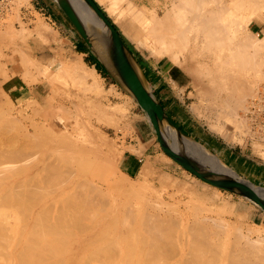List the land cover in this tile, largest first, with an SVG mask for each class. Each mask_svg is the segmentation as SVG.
Masks as SVG:
<instances>
[{
  "label": "bare ground",
  "instance_id": "1",
  "mask_svg": "<svg viewBox=\"0 0 264 264\" xmlns=\"http://www.w3.org/2000/svg\"><path fill=\"white\" fill-rule=\"evenodd\" d=\"M98 2L105 5V10L108 15L112 16L113 21L119 22L121 19H129V35L139 45L152 54L169 58L172 65L169 67L168 72L173 76L175 84L179 82L180 85L182 82L186 86L191 83V87L196 94L195 97L200 99H197V103H191L190 105L191 109L197 112V115L201 110V101L206 99L207 93L213 91L212 95H214L218 91L228 92L229 97H220L223 98L221 102L215 101V98H219L216 94L212 97V100L207 96L209 100H206L210 101L208 105L218 106L215 120L209 122H211V129L221 136L230 138V140L237 138H234L231 133L230 126L235 129L233 131L237 129L236 133L239 134L242 128L248 125V122H245L248 117L241 121L245 117H238L237 109L241 107L245 113L248 108L245 99L247 95L257 96V87L254 88L256 85L250 76L253 73L255 76L264 77L261 76L264 75L262 74L264 69L262 71L260 69L261 64L264 63V57H262L264 52L261 51L264 48V35L258 36V33H252L249 30L250 22H262L261 13H264V0H171V5L167 10H163L161 16L156 14L155 7L151 6L152 8H149L142 4L137 6L132 0H98ZM80 13L89 24L87 12L80 10ZM43 23L37 20V23L34 24L35 27L33 26L35 33L41 37L45 36L48 29V26ZM122 24L125 25V23ZM23 30L25 29L23 28ZM17 48L18 46L12 51L17 65L24 68L27 64L31 65L32 63L28 62V58L22 54L23 51H19ZM37 62H35V65ZM68 62L70 65V61ZM68 64H65L66 67H68ZM84 65H86L84 62L77 60L70 65L71 70L69 71L75 74L78 79H81L88 89L95 90L99 88V81L95 78L96 71L94 69L88 70L89 68ZM38 66L36 67L37 70L40 68V65ZM44 67L42 66L41 69ZM136 70L148 88L153 89L142 66ZM69 71L67 70V72ZM28 74L30 73L28 72ZM11 81L12 86L10 89L11 94H13L17 91L15 88L18 85V80L14 78ZM256 84L258 83L256 82ZM18 86L22 91H26L23 84ZM4 87L5 85L0 81V93H2ZM261 88L259 89L261 90ZM259 92H264V89ZM20 94L21 92L18 93L19 96H21ZM235 97L237 99L234 100ZM32 100L31 102H33ZM96 103L99 106V101L96 100ZM29 104L24 103L25 106L21 104L19 107L11 106L9 109L4 110L0 102V134L2 135L6 131L9 132L8 129L12 132L13 130L10 129L12 127L18 131L16 135L10 134L13 135L12 138L5 137L6 132L0 139V264H65L67 261L68 264L71 263L70 258H73L70 255L75 254L73 252L78 254L85 252V255L82 256L81 254L80 256L83 257L81 259L83 263L85 262V256L86 259L91 260L96 254V257L102 256V260L106 258V261H110L111 258L112 264L115 262L116 264L120 262V264H124V261L125 263L128 262L127 264L134 263V261L141 262V264H150L153 260L156 261V264H264V233H262L264 227L259 225L254 230L246 225L244 228L243 217H239L240 214L233 221L223 216H203V212L202 216L199 215L201 213L196 212L199 215L197 216L194 213L197 211L196 205L193 207L187 205L186 208L191 207V210H185L186 208L183 210L193 213L189 212L193 218L186 217L187 212L179 216L177 212H181L182 209L181 211L177 210V206L175 210L178 217L173 212L175 206L168 204L172 202L165 203L162 197L158 195L157 198L153 196V200L161 204H156L152 199L149 202L153 203H149L146 198H150H145L142 193L144 186L143 189L138 186L142 190L140 191L132 183L127 185L124 183L126 186H122L124 184L120 183V180L115 181V184L119 185L117 183H120L124 187L125 191L119 185V191L123 190L126 194L123 195V191L120 192L122 198L125 200L131 197H126L127 195L135 194L138 199L133 207H130L133 205V203L130 205V202L133 201L128 202L129 206L124 205L123 207L122 205L123 212L117 209L122 212V215L121 213L118 215L120 217L114 215L110 217L111 213L108 211H111L112 207L109 204L108 206L111 208L105 207L106 197L101 194L105 191V196H107L106 194L109 193L108 188L104 189L106 181L99 174L96 180L94 178L89 179L91 176H88V178L87 175L91 173L93 175L97 171L95 169H100V174L101 171L102 173L103 171L109 173V179H111V176H116L112 165H114L113 162H116L121 152L112 157L110 154L111 149L105 142L103 135L95 132V130L93 131V128L91 129L88 124H85L86 121L81 124V128L71 122H59L56 119L57 117L52 116L51 109L55 107L51 102L50 106L53 105V107L47 104L49 108L48 106L43 108L41 101L38 100L34 104L31 103L32 113L39 115L41 120L29 117ZM253 104L255 105V103ZM203 105L205 106V104ZM260 105L262 104H259V107H261ZM59 107L61 106L59 105ZM59 107L56 108L59 109ZM64 107L65 105L62 104L63 111ZM66 108L69 107L66 106ZM98 109H100V106ZM103 109L101 106L98 111L100 112ZM115 109L124 110L119 105ZM107 115L112 119L111 114ZM136 115L138 114L136 113ZM48 116H52L54 119L51 118L53 121L49 120V126L45 127L44 118ZM64 119L67 121L66 117ZM242 122L246 124L244 127ZM6 127L10 128L7 129ZM166 130L167 134L172 135L176 141L174 129L169 128ZM52 131L56 134L54 138L51 136ZM245 133L244 135H246ZM192 136L190 137L193 138ZM35 137H39V139L34 140ZM19 139L22 141H19ZM198 140L200 141V139ZM198 140L183 137L181 147H185L187 152L212 168L232 172L231 167L224 160L211 153L208 150L209 147L206 145L208 147L206 148ZM261 143L264 142H260V144L258 142L259 145ZM172 145L175 146L173 143ZM164 156L160 157L161 160L168 158L167 160L170 159L171 161L172 158L166 153ZM239 174L246 180L257 184L252 186L264 196V187L258 186L261 184L250 179L251 177L248 178L241 173ZM203 183L205 185L210 184L204 180ZM115 187L110 188L116 192ZM133 198L135 197L133 196ZM116 202L114 200V204ZM162 202H164L163 205L167 204L166 208L162 207ZM171 206L173 207L171 212L176 216L170 215L169 209H171ZM118 207H121V205ZM201 209L198 210L201 211ZM183 215H185V218ZM117 220H120L119 226L122 225L118 228L119 230L114 231L111 227L114 228L113 223L116 224ZM210 220L212 221L210 222ZM106 222L108 224L112 222L113 224L109 230H107L109 226L105 225ZM103 225L106 226V230L103 228L102 231H97L98 227ZM230 234L233 235V238ZM94 243H96V247ZM91 244L94 245V250L89 247ZM62 245L65 247H61ZM124 245L128 248L121 251L122 248L125 249L126 246ZM121 246L122 248H120ZM62 248L65 250H62ZM86 251H89L90 254H86ZM61 253H65L62 256L67 255L66 253L70 255L62 258ZM91 254L93 256H90ZM96 257L93 258V261ZM65 258H69V260ZM76 258L77 260L75 258L73 260L75 259L74 261L77 264L80 259ZM102 260L95 261L97 264L98 262L102 264L105 259L101 262ZM91 262L87 261L89 264Z\"/></svg>",
  "mask_w": 264,
  "mask_h": 264
},
{
  "label": "rangeland",
  "instance_id": "2",
  "mask_svg": "<svg viewBox=\"0 0 264 264\" xmlns=\"http://www.w3.org/2000/svg\"><path fill=\"white\" fill-rule=\"evenodd\" d=\"M24 1L25 0H16L15 6H12L10 8V10H8L4 14L2 19H0V24H2V25H0V49H1L0 50V53H1L0 54V81L3 82V84L5 85V87L3 88L4 90H2L3 94L0 93V98H1L0 102L2 103V106L4 107V110H6V108L9 109V107H11V106H18L19 107V106H21V104L23 105L24 103L25 104L30 103L29 104L30 108H28V115H29V117L35 118V120L36 119L41 120V118H39L40 117L39 115L32 113L31 103L34 104L35 101H37V100L41 101L43 108L48 106L47 104H49V106H50V102L54 105L55 108L59 107V105L62 107V104H63V106L65 105L64 111L61 107H59V109L56 108V110H55V108L51 109L52 110V116L53 115L55 116L54 118L57 117L56 119L61 123L71 122L72 124L77 125L79 128H81L80 127L81 124L83 122L85 123V121H86L87 123H85V124H88L91 129L93 128L92 129L93 131L95 130V132L103 135L105 142L108 144V146L111 149L110 154L112 155V157L115 156L116 154H118L119 152H121L120 156L117 157L116 162H113L114 165H112V167L114 168V170L116 172V176H114V177L111 176V179H109L108 178V177H110L109 173L106 171H103V173H102V171H101V174H100L99 173L100 169H95L97 171L99 170L98 173L96 171L97 174L96 173L93 174L96 176V178H95V176L92 175V173L87 175V177L91 176L90 178L88 177L89 179L94 178L96 180L98 177V174H99L106 181V184H104L105 188L104 187L103 188L104 189L108 188L107 190L109 191V193L107 192L108 193V194H106L107 196H105V193H104L105 191L103 192L104 194L103 193H101V194L104 195V197H106L105 198L106 199L105 207L108 206V204L111 205V207H112V210L108 211L111 213V215H109L110 213L108 214L110 217H112L113 215L120 217L118 215H120V213L122 215V212L124 209V208L122 209V205H123V207H124V205L129 206L128 202H130V201H133V202H130V205H132V203H133V205L130 207H133L135 205V202L138 199L137 195H135V194L134 195L133 194L127 195L126 197L131 196V197H128V198H130L129 200H126L128 198H126L124 200V198H122V196H121V194L124 193V191H125L124 187H122V186H126L127 184L132 183V185L133 186L136 185V187L139 186L140 188H142L144 186V190L146 192L143 190L142 193L145 195V198L146 197L150 198V199L146 198L148 202L151 199H152V201L155 202L156 200H153V196L157 198L158 195H160L162 197V199H163V201H165V203L172 202V203H168V204L175 206L174 211L172 210L173 209L172 206H171V209L167 208L170 210V212L168 210L170 215L176 216L178 213V215L180 216L183 213L185 214L187 212L186 217L193 218V216L191 217V214H193V213H191L190 211H184L183 209L186 208L187 205H188V207L189 206L193 207L196 205L197 211L194 210L195 211L194 213H196V212L201 213V214H199L200 216H202V212H203V216L204 215H210L212 217L223 216L225 218H230L233 221V220L237 219L238 214H240L239 217H241V218L243 217L242 221L244 222V228L246 225H249L250 228H253V229L255 227L258 228L259 225L264 227V211H262L258 207V205H256L254 202L250 201L246 197H243L241 195H238L236 193H233V192H230L227 190H223V189L218 188L216 186H213L211 184L205 185V183H203V180L196 177L195 175L190 173L188 170L184 169L181 165L174 162L172 159H171V161H170V159L167 160L168 158L165 160L164 159L161 160L160 157L164 156L165 153L161 149V147H160V145L156 139V135H155V132H154V129H153L151 123L149 122L146 114L141 109V107L138 105V103L135 101V99L132 96H130L101 67V65H99L97 63L102 68V70L99 69V66L96 63H91L92 59L90 58L88 53L83 55L81 53L75 52L74 49H71V50L61 49V46H62V48H64L63 43L66 40L63 39L62 41H60L59 38L57 37L56 31H54L52 29L51 25L42 18H38L37 20L40 22L41 21L44 22L43 24H46V26H48V29L45 32V36L41 37L40 35L36 34L34 31L35 29L33 30V28L35 27L34 24L37 23V20H35L36 21L35 23H34V21L27 22V21H24L19 15V7H20V5H22L24 3ZM170 1L171 0H169V2H165V3L159 4V5H153L152 6V7H155L156 14H158V16L162 15L161 13H163L164 9L167 10V8L171 5ZM103 6L105 7V5H103ZM137 6H139V5H137ZM147 7H149V6H147ZM152 7H149V8H152ZM160 8L162 9V11ZM105 12L107 13L106 10H105ZM109 17L113 21L112 16L109 15ZM261 18H262V22H264V13H261ZM113 22L115 23V26L119 30V32L126 38V40L130 43V45L132 46V48L136 52L135 56L137 57L141 66L143 65L144 61L146 63V61H151L152 59L153 60H159L160 58H162V60H161L162 61L161 63L163 64L162 71L168 72L169 67L172 65V63L170 62L168 57L158 56L156 54L150 53L149 50H147L143 46L139 45L135 40H133L131 38V36L129 35L130 34L129 29H128V25H129V23H128L129 19L128 18H126L124 20L121 19V20H119V22L118 21H113ZM122 23H125V25ZM23 28L25 30L22 31ZM9 29L11 31L13 30V32H11ZM249 30L252 31L250 28H249ZM253 32L259 34V32L252 31V33ZM262 35H264V34L260 33L258 36H262ZM16 46H18L17 50L23 51V52L21 51L22 54H24L28 58V60H29L28 62H30V64L32 63L31 65L27 64V66H25V68L17 65L16 58H14V56H13L14 52H12L14 50V48H16ZM250 48H252V47H250ZM250 48H249V50H251ZM261 51L264 52V48H262ZM262 55H264V53H262ZM5 56H7V57H5ZM262 57H264V56H262ZM77 60L84 62V64H86L84 66L89 68L88 70L94 69L96 71L97 75L95 76V78H96V80L98 79L97 81H99L98 82L99 88L95 89L97 91H95L93 89H91V90L88 89V87L86 85L84 86V83L81 81V79H78V77L75 76V74H73L71 71H69V70H71L70 65L74 64ZM34 61L35 62L38 61L36 63V65H35ZM68 61H70V63H71L70 65L68 64L69 63ZM39 62H40V64H39ZM37 64L40 65V68H38V70L36 68L38 66ZM42 64H44V65H42ZM65 64H68L69 69H67L68 67H66L67 65H65ZM262 64H264V63H262ZM262 64L260 66L261 71H262V69H264V68H262V66H264ZM41 65L43 67L45 66L44 67L45 69L42 68L43 69L42 70ZM26 67H27V69H26ZM28 68H29V70H28ZM142 68H143V66H142ZM66 69L69 72H67ZM24 70H26V71H24ZM39 70L41 71L40 72L41 74L39 73ZM28 72L30 74H28ZM144 72H145V70H144ZM145 74H146V72H145ZM262 74H264V71H262ZM146 76H147V78H149L147 74H146ZM261 76H264V75H261ZM259 77L260 76H255L253 73L250 76V78L254 80V84L256 85V86H254V88L257 87L256 88L257 96H255V95L254 96H251V95L248 96L247 95V97L245 98L247 100V101L246 100L245 101L247 102L246 104L248 106L247 111H245V113H244V109H242L241 107H239L237 109V112H238L237 114L239 115L238 117H242V118L245 117L244 119L240 118L241 121L245 120L248 117L245 120V122H248L247 123L248 125L244 124L243 123L244 121H243L242 122L243 127H244V125H246V127L242 128V130L239 134L236 133L237 129H236V131H233L235 129H232L233 126H230L231 133L233 134L234 138L237 137L239 139V136H240L239 140L237 138L231 139V140H230V138H225V137L221 136L219 133L213 131L210 127V123L215 120V116H216L215 114L218 111V108H217L218 106L214 107L215 106L214 104L208 105V103H210V101H207V100H209V98H210V100H212V97L216 94V95H218L219 98H215V101L221 102V99H223L224 97H226V96L229 97L228 92H227L228 93L227 94L224 91H222V92L218 91L219 94H217L218 93L217 92L214 95H212L213 91H210L209 93H207L206 95L209 98L206 96L207 100L202 99V101H201L202 103L205 101L207 102V103H203V104H205V106L201 103L200 113H203V114L198 113L199 115H197L196 114L197 112H194L191 109L190 105H191V103H197V101H198L197 99H199V98L195 97L196 94H195V91L191 87V83L186 85V86L184 84H182V85H180V90H181V92L184 93L183 100H182L184 110H182L179 113V112L173 110L170 107V105H168L167 103H165L166 105H164V107L168 108L167 111L173 116V118L178 122V124H181L186 130H188L193 135H195L197 137V139H200V141L199 140L198 141L200 143H202L206 148H208V147L206 146L205 143H203V140H202V139H204L202 136H205V134H207L208 136H211L212 138H215L217 140H224L228 144L236 145L235 147H238V145H241L243 147L248 148V151H249V148L250 149L252 148V151L256 155H258V159L261 161V160H264V145H262L264 143H261L262 146L259 145L260 142H264V138H262V137H264V125H262V124H264V120H262V119H264V115H262V114H264V110H262V109H264V106H262V105H264V100H262V99H264V94H262L264 92H259V91L264 89V77H260V78ZM14 78L18 80V85L23 84V86L26 88V91H22L20 89V87L17 85L18 87L16 86V88H15V89H17V91H15L13 94H11V89H10V87L12 86L11 80ZM247 79H249V77H247ZM24 80H26V81H24ZM148 80L150 82V79H148ZM256 82L258 84H256ZM151 86H152V84H151ZM259 88H261V90ZM20 92H21V94H20L21 96L18 95V93H20ZM154 92L159 97V88H155ZM14 94H16V95L14 96ZM26 95L27 96L29 95L28 98ZM236 96L238 97L239 95L237 94ZM220 97H223V98H220ZM32 99H34L35 101H33ZM235 99H237V98L235 97L234 100ZM22 100H23V102H22ZM31 100L33 102H31ZM96 100H97V102L99 101L100 109H101V106H102V108H104L100 112L98 111L100 109H98L99 106L96 105L97 104ZM231 101H233V100H231ZM259 101H260V103H259ZM91 102H92V104H91ZM252 102L255 103V105ZM59 103H61V104H59ZM259 104H262V105H260L262 107V109H261V107H259ZM53 105H51V106L53 107ZM72 105H74V106H72ZM118 105L122 106L124 108V110L119 111V110L115 109L116 106H118ZM23 106H25V105H23ZM49 106H48V108H49ZM66 106L69 108H66ZM97 106H98V108H97ZM3 107H1V108L3 109ZM73 107H74V109H73ZM112 108L115 109L113 112H111L113 110ZM258 110L261 112H259ZM102 112H104L103 114H105V115H103ZM133 112H137L138 115L132 116ZM258 112H259V114H258ZM114 113H115V115H114ZM107 114H111L110 116H112V119H111V117L109 118V116ZM139 115H140V117H139ZM52 116H48L47 118H44L46 120V121L44 120V122H45L44 126L45 127L49 126V124H50L49 120H51V122L53 121L51 119V118H53ZM69 116H70V118H69ZM65 117L67 118V121H66V119H64ZM182 117H184L185 119H183ZM261 117H262V119H260ZM209 121H211V122H209ZM4 128H5V126H4ZM6 128L8 129L10 127H6ZM12 128H10L11 130H13L12 132L9 129H8V131L10 133L6 131L7 134L8 133L9 134L8 135L5 134V137H11L12 138L13 135L11 136L10 135L11 133H13L14 135L17 134L18 131L15 128H13V129ZM3 130H5V129H3ZM139 130H140V132H143L144 135L142 136V138L141 137H138V138H141V141L144 144L143 146H145L147 148L146 153L151 155L150 159L152 161V167L146 173L145 172L142 173L143 172L142 170L140 173H137L135 170V169H137V167H139V165L141 163H143V161H137V163L135 165H133V168H128L125 165V163H123L124 160H121V156L123 155L124 151L126 149H132V145L127 143L129 136L130 135L134 136V134H132V133L133 132L138 133ZM2 132H4V131H2ZM6 132H4V133H6ZM238 132H239V130H238ZM0 133H1V129H0ZM4 133L2 135L0 134V139H1V136H4ZM51 133H50L51 136H53L52 138H54V136L56 135V134H54L55 132L52 131ZM244 133L246 135H244ZM51 136H48V137H51ZM241 137H243V138H241ZM148 138H150L149 141H148ZM36 139H39V137L34 138V140H36ZM19 141H22V140L19 139ZM258 142H259V144H258ZM208 150L211 153L215 154L213 150H211L209 148H208ZM164 158H165V156H164ZM238 167H239V165H238ZM242 167L243 168L241 170H243L244 173H246L245 176L250 178L251 173H250V171H248L249 168H246L247 166H245V165H243ZM231 168H233V167H231ZM95 170H93V171L95 172ZM250 179H252L253 181H255L261 185H264V182H262L264 180H262V179H253V177H251ZM120 180L123 182H121ZM115 181H120V183L126 184V185L121 184L122 185L121 186L120 183L116 182L117 184H119L122 187L121 189H124V191L122 190L123 192L121 190L119 191V189H120L119 185H116ZM114 184L118 187L116 188ZM113 185L116 188L114 190L116 192L118 191L117 192L118 195L115 194L116 192L111 190L110 187H112V189H113L114 188ZM139 187H138V189L140 191H142ZM103 188H102V190H104ZM109 188H110V190H109ZM155 189H156V192H155ZM120 192H122V193L120 194ZM145 193L150 194V195L146 196ZM155 193H156V195H155ZM111 194H113V195H111ZM108 195L110 196L109 199L107 198ZM123 195H126V194L124 193ZM111 196H113V197L115 196L116 199L111 197ZM133 196L135 198H133ZM107 200H109L111 203L110 202L108 203ZM114 200H115V202L117 201L115 204H114ZM123 201H125V202H123ZM121 202H123L124 204ZM149 203H153V202H149ZM155 203L157 204L160 202L157 201ZM118 204H120L121 207H118V206H120ZM163 204H164V202H162V207L166 208L167 204L166 205H163ZM173 204H175V205H173ZM197 205H198V208H197ZM116 206H117V208H116ZM168 206L170 207V205H168ZM108 207L111 208L110 206H108ZM176 207H177V210L181 211V209H182V211H184V212L181 211V212L176 213V210H175ZM200 208H202L203 210L202 209H201V211L198 210ZM117 209L119 211L122 210V212H119ZM167 209H166V211H167ZM187 209L191 210V207L186 208L185 210H187ZM166 211H164V212H166ZM171 211H173L176 215L173 214V212H171ZM196 214H194V215L196 216ZM199 215L197 214V216H199ZM183 217L185 218V215H183ZM211 221L212 220H210V222ZM108 223H110V221H108ZM108 223L106 222V224H105L106 226L107 225L109 226V227H107V230H109V228L114 224V228H113V226L111 228L114 231H117V230H119L118 228H120V226L122 225L121 224L119 226L120 220H117L116 224L115 223L112 224V222H111V224H108ZM105 225H103L104 227L99 226L97 231H102L103 228L106 227ZM105 230H106V228H105ZM262 233H264V231H262ZM230 236H231V238H233L232 234H230ZM95 244L96 243H94V245ZM98 244H97V248L99 247ZM91 245H89V247L91 249L93 248L92 250H94L96 245H95V247H94V245H92L93 247ZM124 246H126V245H124ZM61 247H65V246L62 245ZM89 247H88V249H90ZM120 248H122V246ZM124 248L125 249L122 248V250L121 249L120 250L124 251L128 247L126 246ZM63 249L64 248H62V250ZM86 252H87L86 254L89 253V251H86ZM73 253H75L76 255L75 254L70 255L68 253H66V254L73 256V258H75L76 260H77L76 257L79 258L82 254V253L81 254L79 253L80 254L79 255L77 252H73ZM64 254L65 253H63V254L61 253V256ZM67 255L62 256V258L67 257ZM83 255H85V252L82 254V256ZM95 255H94V257L91 258V260L86 259V256H85V262L87 263V261L88 262L92 261L90 264H97L96 261L102 260V258H103L102 256L96 257ZM70 256H68V257L70 258ZM90 256H93V254H91ZM95 257H96V259H94V261H93V258H95ZM69 258L68 259L65 258V259L69 260ZM73 258L72 257L70 258L71 263H68V264H73L76 262V261H74L75 259L73 260ZM82 258L80 257L79 258L80 260L78 259L81 264L83 263V262H81ZM88 258H90V257H88ZM65 259H63L64 262H66ZM104 259H105V261L103 262ZM104 259L101 261V262H103L102 264H104V263L105 264L106 263L112 264L111 258H110V261L109 260L106 261V258H104ZM107 259H109V258H107ZM63 260H62V262H63ZM113 261H115V260L113 259ZM67 262L65 264H67ZM79 262L77 264H80ZM85 262L83 264H86ZM155 262L153 260L152 263H150V264H153ZM120 263H118V264H120ZM127 263H125V261H124V264H127ZM134 263L135 264H141V262L138 263V261H134ZM134 263H131V264H134ZM62 264H64V263H62ZM87 264H89V263H87ZM98 264H101V263L98 262ZM114 264H116V262Z\"/></svg>",
  "mask_w": 264,
  "mask_h": 264
},
{
  "label": "water",
  "instance_id": "3",
  "mask_svg": "<svg viewBox=\"0 0 264 264\" xmlns=\"http://www.w3.org/2000/svg\"><path fill=\"white\" fill-rule=\"evenodd\" d=\"M55 2L96 62L136 100L146 113L162 150L198 178L223 190L246 197L264 211V196L252 186L257 184L246 180L222 161L232 172L212 168L187 152L185 147H181L183 137L193 138L174 123L154 90L149 89L139 76L136 70L141 66L138 59L100 4L96 0H55ZM80 10L89 15V24L82 17ZM169 128L174 129L176 141L172 135L167 134L166 129ZM172 143L175 144L174 147ZM258 186L264 187V185Z\"/></svg>",
  "mask_w": 264,
  "mask_h": 264
},
{
  "label": "crops",
  "instance_id": "4",
  "mask_svg": "<svg viewBox=\"0 0 264 264\" xmlns=\"http://www.w3.org/2000/svg\"><path fill=\"white\" fill-rule=\"evenodd\" d=\"M98 2V0H96ZM137 5H146V6H153L159 5L165 2H169V0H132ZM100 6L105 10V7L100 3ZM16 0H12V6H15ZM19 15L24 21H35L39 17L44 19L48 22L52 29L56 31L57 37L60 41L65 39L63 46L65 50L74 49L75 52L81 53L83 55L89 54L92 61H96L93 56L89 53L88 49L86 48L83 40L80 38L78 33L75 31L74 27L57 5L55 0H25L22 5L19 7ZM38 17V18H37ZM249 28L252 31L259 32L264 34V22L260 23L257 21H252L249 23ZM62 45V44H61ZM78 47H83L84 51H78ZM162 58L159 60H151L143 62V69L145 70L146 74L148 75V79H150V83L153 86V90L155 88H159V97L163 104L170 105V107L177 111L181 112L183 109V95L184 93L180 90V85L178 83L175 84V80L173 76L167 71H162L163 64L161 63ZM173 78V79H172ZM159 99V100H160ZM164 107V106H163ZM166 113L169 117L176 123L181 129L186 131L190 136L193 134L186 130L181 124L173 118V116L167 111L168 108H165ZM135 113V114H133ZM132 116L136 115L137 112H133ZM185 119L184 117H182ZM186 122V121H185ZM194 124V123H193ZM134 136H129L127 143L132 145V149H126L121 156V160H124L123 163L128 168H133V165L137 163V161H143L137 167L136 172L146 173L152 167V161L150 159V154H147V148L143 146V142L141 141L142 136L144 135L143 132L138 131V133L133 132ZM137 136V137H136ZM141 137V138H138ZM194 139L198 140L195 135L192 136ZM204 139L203 143H205L209 149L213 150L215 155L221 160H224L225 163H228L231 167H233L239 173L245 175L243 170H241L243 165L249 168L251 177L253 179H262L264 180V160H259L258 155H256L252 148L243 147L238 145L228 144L224 140H217L205 134L202 136ZM138 138V139H137ZM150 138H148V141ZM246 148V149H245ZM239 165V167H238ZM143 166V167H142Z\"/></svg>",
  "mask_w": 264,
  "mask_h": 264
},
{
  "label": "built area",
  "instance_id": "5",
  "mask_svg": "<svg viewBox=\"0 0 264 264\" xmlns=\"http://www.w3.org/2000/svg\"><path fill=\"white\" fill-rule=\"evenodd\" d=\"M12 7V0H0V19Z\"/></svg>",
  "mask_w": 264,
  "mask_h": 264
},
{
  "label": "trees",
  "instance_id": "6",
  "mask_svg": "<svg viewBox=\"0 0 264 264\" xmlns=\"http://www.w3.org/2000/svg\"><path fill=\"white\" fill-rule=\"evenodd\" d=\"M122 35V34H121ZM122 37L124 38V40L126 41V43L128 44V46L130 47V49L132 50V52L134 54H136V52L134 51V49L132 48V46L130 45V43L126 40V38L122 35ZM78 51H84L83 47H78ZM91 63H96V61H91ZM97 64V63H96ZM98 65V64H97ZM99 66V65H98ZM99 69L102 70V68L99 66ZM160 99V98H159ZM160 102L162 103V105L164 106L162 100L160 99Z\"/></svg>",
  "mask_w": 264,
  "mask_h": 264
},
{
  "label": "flooded vegetation",
  "instance_id": "7",
  "mask_svg": "<svg viewBox=\"0 0 264 264\" xmlns=\"http://www.w3.org/2000/svg\"><path fill=\"white\" fill-rule=\"evenodd\" d=\"M97 63V62H96Z\"/></svg>",
  "mask_w": 264,
  "mask_h": 264
}]
</instances>
